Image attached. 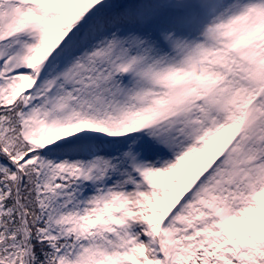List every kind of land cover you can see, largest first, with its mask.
<instances>
[{
	"label": "snow or ice",
	"instance_id": "1",
	"mask_svg": "<svg viewBox=\"0 0 264 264\" xmlns=\"http://www.w3.org/2000/svg\"><path fill=\"white\" fill-rule=\"evenodd\" d=\"M0 264H264V0H0Z\"/></svg>",
	"mask_w": 264,
	"mask_h": 264
}]
</instances>
